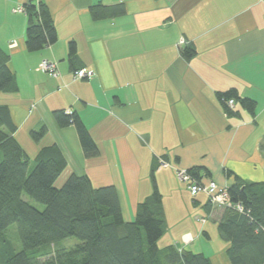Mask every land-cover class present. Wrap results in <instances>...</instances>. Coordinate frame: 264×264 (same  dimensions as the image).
Returning a JSON list of instances; mask_svg holds the SVG:
<instances>
[{"label":"crops","instance_id":"1","mask_svg":"<svg viewBox=\"0 0 264 264\" xmlns=\"http://www.w3.org/2000/svg\"><path fill=\"white\" fill-rule=\"evenodd\" d=\"M25 1L0 0V48L18 87L0 92V104L9 107L25 153L33 159L40 147L56 144L67 161L57 181L74 173L94 187L113 185L125 220L150 194L153 170L166 220L162 244L230 264L218 233L217 247L210 244L222 207L207 213L208 196L188 194L176 170L204 168L202 180L220 186L232 182L224 169L264 180V0H42L57 40L33 52L24 45ZM98 3H122L125 11L95 20L89 7ZM185 46L195 50L190 59L182 56ZM43 60L56 72L42 70ZM80 69L93 76L74 78ZM229 89L255 100L254 114L235 103L238 116H227L217 93ZM55 110L76 112L95 155H84L73 125H57ZM43 125L45 134L34 141L30 132Z\"/></svg>","mask_w":264,"mask_h":264},{"label":"trees","instance_id":"2","mask_svg":"<svg viewBox=\"0 0 264 264\" xmlns=\"http://www.w3.org/2000/svg\"><path fill=\"white\" fill-rule=\"evenodd\" d=\"M21 8L26 15L25 49L33 52L55 43L57 31L47 5L42 0H26ZM124 11L122 3L89 7L95 20ZM181 53L190 59L195 50L185 46ZM67 57L70 63L76 60L74 41L68 42ZM17 89L9 56L0 48V92ZM217 98L227 116H238V111L227 104L229 99L251 114L255 112V100L239 96L235 89L218 92ZM52 115L58 126L75 127L85 156L97 153L76 112L55 110ZM15 130L9 107L0 104V264H212L201 252L173 244L159 247L166 220L153 170L150 194L137 203L134 218L125 220L113 185L94 187L87 175L71 173L57 186V179L67 167L60 148L56 144L42 146L30 159L14 138ZM45 132L43 125L30 135L39 141ZM186 173L196 183L202 181V174L209 175L201 167L187 168ZM223 173L226 178L232 177V182L225 186L229 203L219 205L222 210L216 229L228 243L229 262L264 264V180L245 181L229 169ZM23 194L43 208L30 204ZM214 205L218 204L208 197L206 212ZM13 224L17 248L7 234ZM69 237L79 242L62 245L61 241Z\"/></svg>","mask_w":264,"mask_h":264},{"label":"built area","instance_id":"3","mask_svg":"<svg viewBox=\"0 0 264 264\" xmlns=\"http://www.w3.org/2000/svg\"><path fill=\"white\" fill-rule=\"evenodd\" d=\"M19 10H22V8L20 7ZM40 68L47 72H56L55 63L48 60H43L40 64ZM91 76H93V73L86 72L84 69L76 70L74 72V78H89ZM227 104L230 108L235 110V101L233 99H229ZM71 112V110H67V113ZM176 177L178 180L187 183L188 189L192 196H196L198 193L203 192L210 198V201L213 204L225 205L229 203V197L227 195L225 186H220L213 179H207L206 181L202 180L200 183H196L190 180L189 175L186 173V169H178L176 171Z\"/></svg>","mask_w":264,"mask_h":264},{"label":"rangeland","instance_id":"4","mask_svg":"<svg viewBox=\"0 0 264 264\" xmlns=\"http://www.w3.org/2000/svg\"><path fill=\"white\" fill-rule=\"evenodd\" d=\"M0 94H2V93H0ZM177 171V170H176ZM178 179V178H177ZM180 181V180H179ZM61 183H62V179H59V181H57L56 182V184L59 186V185H61ZM188 187V186H187ZM186 188V187H185ZM187 191H188V194H190V191L188 190V188L186 189ZM204 196V195H203ZM23 198L25 199V200H27L30 204H32V205H34V206H36L37 208H39V209H42L43 208V205L42 204H40V203H37V202H35L33 199H31L29 196H27L26 194H23ZM190 201V203H192L193 201L192 200H189ZM183 211H187V209L186 208H184L183 209ZM188 212H186V214L184 215V216H187L188 214H187ZM202 213L205 215L206 213H205V211L202 209ZM199 215H201L200 213H198ZM209 224H211V228H212V220H211V218H209ZM183 227V223L181 224V226L178 228V230H181V228ZM9 230L10 231H8L7 232V234L9 235L8 236V239H10V241H12V243H13V245L17 248L18 246H17V241H16V238H15V235H14V233H13V231L12 230H14L15 232H17V230H16V226L13 224V225H11L10 227H9ZM215 232H216V238L215 239H213L214 241H211L210 242V244L212 245V247H217V242H218V240H219V242H220V239H219V237H218V235H217V229H215ZM17 234V233H16ZM201 240H205L204 239V237L201 235ZM79 241H78V239L77 238H75V237H69V238H66V239H64V240H62L61 241V244L62 245H65V246H72V245H74V244H76V243H78ZM158 244H159V247H164L165 246V244H162V239L158 242ZM195 244L196 245H198L197 244V242H195ZM196 251H200L199 250V247L198 246H195V248H194Z\"/></svg>","mask_w":264,"mask_h":264}]
</instances>
